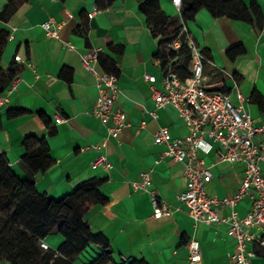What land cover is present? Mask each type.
<instances>
[{"label":"crops","instance_id":"crops-1","mask_svg":"<svg viewBox=\"0 0 264 264\" xmlns=\"http://www.w3.org/2000/svg\"><path fill=\"white\" fill-rule=\"evenodd\" d=\"M256 1L264 12V0ZM159 3L166 14H179L171 0ZM50 18L64 21L58 38L49 36L42 26ZM186 26L210 59L204 65L208 85L226 92L234 105L240 93L254 122H264V26L213 17L205 8L187 20ZM0 30L6 36L0 50V155L18 178L29 177L19 163L25 152L24 139L45 138L53 162L35 175L36 190L60 198L85 180L98 181L109 202L92 206L84 219L94 233L108 239L113 264H128L133 259L187 264L186 242L191 237L200 245L196 264H238L230 259L235 243L225 223L195 222L184 209L155 218L148 191L132 185L142 171L150 170L149 188L172 207L180 206L177 194L186 184L183 165L169 157L159 159L165 147L154 142V133L166 126L172 137L188 135L172 105L156 107L151 84L143 77L145 72L154 75L160 88L163 65L157 55L160 36L151 32L138 0H112L104 8H97L94 0H0ZM91 48L102 51L94 69L117 74L115 105L127 116L118 139L108 135L92 112L97 80L80 57ZM16 55L20 57L17 61ZM11 67L19 78L14 88L6 75ZM39 113L49 120V127ZM57 114L65 120L56 123ZM220 152L216 143L208 153L197 152L212 172L205 192L217 199L238 191L244 175L242 163L219 160ZM100 153L106 155L108 167L92 166ZM234 208L244 216L248 198L243 196ZM216 209L220 217L230 211L220 204ZM62 241L56 231L43 239L53 250ZM255 248L258 255L253 264H264V249ZM91 255L88 249L74 263L85 264Z\"/></svg>","mask_w":264,"mask_h":264},{"label":"built area","instance_id":"built-area-1","mask_svg":"<svg viewBox=\"0 0 264 264\" xmlns=\"http://www.w3.org/2000/svg\"><path fill=\"white\" fill-rule=\"evenodd\" d=\"M171 2L179 12L182 0ZM91 15L92 13H89L88 16ZM63 23V20L50 18L42 26L49 36L58 38V31ZM182 42L187 43L190 51L188 76L182 77L172 65V61H168L163 65L159 88L155 84L154 75L143 73L144 79L151 84L156 107L172 105L188 129V135L184 138L172 137L166 126H159L154 133V142L165 147L159 159L169 157L183 165L186 184L177 194L180 206L172 207L155 189L149 188L150 170L142 171L139 180L133 181L132 185L148 191L153 209L152 216L155 218L184 209L195 222L225 223L226 233L235 243L230 259L238 264H253V258L258 255L255 247L264 249V138H259L264 134V122H254L245 107L246 99L240 93L239 103L234 105L226 92L208 85L204 65L210 62V59L194 42L183 22L178 36L168 43V48L177 50ZM63 43L73 47L69 43ZM101 52L99 48H91L82 52L80 57L82 64L97 80V97L92 112L106 126L108 135L118 139L127 124V116L115 105L119 92L116 72L99 73L94 69ZM14 59L17 61L20 57L16 55ZM18 80L15 76L10 87L14 88ZM64 120L65 117L61 114L55 116L56 123ZM215 143L221 148L219 160L244 165V175L238 191L221 199L206 194L205 186L211 180L212 172L197 154L198 151L208 153ZM97 165H110L104 153L98 154L92 162L93 167ZM243 196L249 200V209L241 217L234 207ZM219 204L230 209L224 217L218 215L216 207ZM41 246L48 248L44 242H41ZM186 247L187 264H196L200 256L198 240L189 238Z\"/></svg>","mask_w":264,"mask_h":264},{"label":"trees","instance_id":"trees-1","mask_svg":"<svg viewBox=\"0 0 264 264\" xmlns=\"http://www.w3.org/2000/svg\"><path fill=\"white\" fill-rule=\"evenodd\" d=\"M94 1L97 8H104L112 2ZM138 2L151 32L160 36L157 55L162 65L172 61L182 77L190 74L189 47L182 42L177 50H172L168 43L178 36L182 22L186 24L187 20H192L201 8L207 9L213 17L255 21L259 28L264 26V12L256 0H249V3L244 0H182L178 15L166 14L159 0ZM5 39L4 32L0 30V50ZM112 71L115 70L107 72ZM16 73L14 67L6 72L9 83ZM38 116L46 126H50L42 113ZM50 133H53L52 128ZM24 146L25 152L19 163L26 170L28 179L18 178L0 155V260L9 264H75L82 253L91 249L92 255L85 264H113L108 239L101 233H94L84 219L92 206L109 202L100 191L99 182L85 180L60 198L40 194L34 177L47 170L53 162L49 146L45 138L34 136L26 137ZM54 231L63 237L62 243L56 250L42 247L43 239ZM128 264L148 263L143 259H133Z\"/></svg>","mask_w":264,"mask_h":264}]
</instances>
